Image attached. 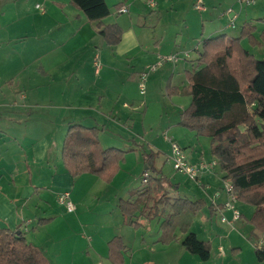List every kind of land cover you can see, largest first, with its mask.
Returning a JSON list of instances; mask_svg holds the SVG:
<instances>
[{
	"label": "crops",
	"instance_id": "0c3cea01",
	"mask_svg": "<svg viewBox=\"0 0 264 264\" xmlns=\"http://www.w3.org/2000/svg\"><path fill=\"white\" fill-rule=\"evenodd\" d=\"M196 1L190 0L191 9L192 5L195 8ZM44 2L46 12L43 16H38V22L44 25L54 22L53 27L58 30L54 37L51 30H47L43 37L36 38L38 42L36 46L30 45L29 39L35 36V28L29 24V19L10 31L7 30L9 25L5 27V32L0 30V226L22 230L25 237L28 235V242L35 248L43 264H78L79 259L75 257H71V261L62 260L58 255L53 258L50 242L46 238L44 240L42 236L44 232H51L59 218L65 223L67 221L74 223L79 228L77 220L82 217L80 207L86 208V211L87 208H95L96 211V215L91 216L90 223H86L83 237L82 235L78 237L79 242L88 241L89 245L88 247L83 245L80 251L78 258L81 264L90 258L95 260V264H102L103 259L107 264H112L109 260L108 243L115 236L121 238L123 244L120 251L121 264H126L128 257L132 259V247L126 243L122 227L136 229V233L141 236L140 242L143 243L144 230L141 228L143 222L140 221V217L150 222L160 216L159 231L153 243H161L166 247L177 241L181 244L185 233L178 227L174 229L170 242L164 243L160 238L161 222L172 211L169 203L164 204L168 208L165 213L163 204L155 209H144L142 213L138 211L131 218V221L138 220L139 225L136 227L131 225L118 208L120 199H128L133 190L141 188L128 186L131 170L128 155L138 150L136 146L142 143L136 137L125 134V127L128 130L131 127L132 130H136V123L139 122L143 135L140 133L138 135L142 138L144 131L151 127L164 128L168 135L166 133L163 140L169 144L166 139L168 137L181 146L178 131H182L180 130L182 126L176 122L186 106L184 103L181 105L180 95H168L167 86L171 84L181 89L187 84L185 74L191 69L196 58V55L192 56L191 50L200 49V43L207 38L225 34L222 24L212 22L227 16L225 7L232 11L230 6H234L236 0H202L205 9L200 11L195 8L200 16L190 15L188 42L181 37L179 39L175 37L173 40L169 37L168 32L173 28L170 23L163 25L161 31L156 32L160 27L158 23L162 19V13L160 16L152 15L156 26L151 36L145 33L144 24L135 26V29L129 24L125 27L118 20L121 14L115 11L116 5L120 4L129 7L128 12L130 10L140 15V6L155 12L166 6H180L181 0H156L153 9L148 8L144 0H114L112 7L107 4L111 13L101 22L103 25L116 23L121 28V39L114 45L107 44L99 34L98 23L88 20L69 0ZM252 6L254 8L251 10L244 8L238 13L233 11L230 13L241 20V26L245 22L253 26V36L259 41L260 33L264 29V0H255ZM217 7L220 8V12ZM230 13L228 16L231 19ZM30 18L36 22V16ZM25 24L26 27L21 26ZM240 32L241 28L237 36ZM39 33H44V30H40ZM125 33L128 34V42L122 47L120 44ZM163 34L169 37L168 41H163ZM245 40L249 47L243 45ZM241 43L255 57L264 58V42L253 46L247 39H242ZM2 47H10L16 51L3 57ZM94 48L100 49L102 54L105 50L102 62ZM184 52L188 53V58H184ZM108 53L110 57L106 60L105 56ZM172 53H179L180 59L175 63L164 62L149 72L154 75L147 77L146 91L141 95L138 91L139 73L147 66L155 64L159 56ZM95 54H98L100 63L98 72L93 63ZM99 73L100 75L95 76ZM45 84L54 87L52 89ZM135 86L139 96L136 95ZM52 98L55 99V103L57 102L53 106ZM171 118L173 119L170 120ZM169 122L175 124L168 127L166 125ZM70 124L96 128L99 143L103 148H118L109 144L117 140L122 142L121 138L127 140L130 147L126 150L121 149L125 151L124 159L119 163L118 171L109 182L92 173H83L76 177L67 173L62 163L61 150ZM112 133H116L120 138ZM147 144L150 151L141 153L144 162L141 178L144 172L148 174V178L150 174L168 177L162 169L164 162L169 160L168 155L165 154L167 158L157 165L155 159L159 156L160 149L156 148L154 143ZM206 153L199 148L185 151L190 163L216 160L212 155L208 158ZM183 175L176 173V179H173L176 183H171L167 190L173 187L183 196L177 198L202 202L201 208L191 220L188 232H192L196 216L204 209L207 212L201 216L202 219L212 220L213 216L220 213L229 219L231 224L235 221L232 220V211L224 207L228 200L224 189L227 181L219 164L209 171H202L197 180L187 178L190 184L185 181L184 177L187 176ZM147 184L148 182L142 181L140 183L144 186ZM63 191L69 192L74 210L69 212L65 209L69 214L61 215L55 211L57 206L52 205V201L54 197L58 201V196ZM104 206L113 207V212L118 210L122 215L120 220L105 225L95 222L97 213L104 211ZM234 208L240 213L239 219L235 222H246L249 225V236L264 238V235L254 230L248 222L254 207L236 201ZM47 220L50 222L47 223ZM61 220L59 224L62 223ZM179 230L183 233L180 238L177 235ZM87 232L91 235H85ZM195 234L198 237L197 233ZM204 241L210 243L209 259L205 261L199 259L204 263L211 261L209 264H264V260L256 258L255 242L251 247L247 244L243 247L230 245L225 249L220 243V235L219 237L210 235V238ZM262 242L264 246V241ZM184 250L187 251L185 248Z\"/></svg>",
	"mask_w": 264,
	"mask_h": 264
},
{
	"label": "trees",
	"instance_id": "16d2710c",
	"mask_svg": "<svg viewBox=\"0 0 264 264\" xmlns=\"http://www.w3.org/2000/svg\"><path fill=\"white\" fill-rule=\"evenodd\" d=\"M69 1L88 20L98 23L99 34L107 44L120 41L122 30L116 23H101L111 13L105 0ZM120 6L117 4L115 11ZM253 29L245 22L237 37L221 34L203 40L191 69L185 74L187 84L181 89L169 84L166 90L168 95L191 97L178 125L210 138L211 154L224 172V179L231 183L236 201L254 207L248 222L264 235V58L255 57L241 43L242 39L253 46L264 42V29L259 41L253 36ZM124 154L118 148H103L97 129L80 124L68 125L61 150L62 163L69 175L92 173L105 182L116 174ZM164 180L150 174L147 186L133 190L128 199L119 200L120 212L136 227L138 220L131 218L138 211L142 213L144 209L169 203L172 211L160 225L161 241L170 242L178 227L185 233L182 246L200 260H208L210 243L188 232L202 202L185 198L169 202L167 187L172 184ZM122 249L119 236L109 241L112 264L122 263ZM255 255L258 260H264V246L255 247ZM0 264L43 263L22 230L0 226Z\"/></svg>",
	"mask_w": 264,
	"mask_h": 264
},
{
	"label": "rangeland",
	"instance_id": "374dc122",
	"mask_svg": "<svg viewBox=\"0 0 264 264\" xmlns=\"http://www.w3.org/2000/svg\"><path fill=\"white\" fill-rule=\"evenodd\" d=\"M105 1L110 7H112L114 0H105ZM181 1H182V4L180 6H174V7L166 6V7L161 8L160 11H155V12H151L149 9H143L140 6V10H141L140 15L129 10L128 13L121 14L118 20L125 27H126V24H129L130 26H132L133 29H135V26H141V24H144L146 28L145 33L151 34L152 36V32L154 30V27L156 26L155 18L152 15L157 14L158 16H160L159 14L162 13V19L158 23L160 27L157 28L156 32L161 31L163 25L170 23L173 28L168 32L169 37L172 40L175 39V37L176 39H179V37H181L184 41L188 42L190 41V15L199 17L200 14H198V11L194 8L193 5H192V9L194 11L191 9L190 0H181ZM36 4L40 7L37 8ZM228 8L225 7L226 10L224 11L228 12L227 10ZM231 8L233 9L232 10L233 12L238 13V11L243 10L244 8L251 10L254 7L252 6V4L251 5L240 4L238 0H236V4L232 7L230 6V9ZM217 10H219L220 12V8L217 7ZM45 12H46V5H45L44 0H0V30L2 32H5V27L9 25V28L7 30L10 31L13 28H15L18 24H21L23 21H26L29 19V24L33 25V27L35 28V36H36V37L32 36L33 39L31 40L29 39V42H30V45L36 46L38 44L36 38L43 37V34H46L47 30H51L50 32L53 33V37L56 35L58 31L57 28L53 27L55 23L52 21L47 25L41 24L40 21L38 22L39 20L38 16H43ZM190 12H193V13H190ZM227 14L229 15V12L226 13V15ZM31 16H36V22L31 20L30 18ZM227 16L221 17L219 21L214 20L212 23L222 24L223 30L227 37H236L241 28V20L239 18L234 19L233 20L234 27H231L230 26L231 19L229 18V16L228 17ZM196 19L198 20L199 18H196ZM21 26L26 27L27 25L25 24ZM42 29L44 30V33H39L40 30ZM28 32L30 36V29L28 30ZM165 33H167L166 30H165ZM162 36H164L163 41L169 40V37H166L164 34ZM127 42H128V34L125 33L124 40L122 41L120 45L123 47L127 44ZM243 45L246 47H249L246 40L243 42ZM199 48L201 49V43L199 45ZM94 49H95V52L99 54L100 61L102 62L103 55L105 54V50L103 51V54H102L100 49H96V48ZM2 51H3V57H5L6 54H9L16 50L10 49V47H2ZM191 52H192L191 53L192 56L197 55L195 50H191ZM105 57H106V60H108L107 58L110 57V53H108ZM105 68L106 67L104 65L103 69ZM97 75H100V73L95 74V76ZM153 75L154 74L151 73L147 75V77L148 76L150 77ZM45 85L48 86V84H45ZM48 87L53 89L54 86L50 85ZM170 87H173V86L170 84ZM135 92H136V95H138L136 86H135ZM180 97L182 99V102H180L181 105L182 103H184L185 106L187 107L191 102V97L189 95H180ZM51 103L53 106L57 102L55 103V99L52 98ZM47 106H49V104H47ZM172 119L173 118H171L170 120ZM179 119H180V116H179ZM179 119L177 120L176 124L179 123ZM172 124H175V123L169 122V124H167L166 126L170 127L172 126ZM136 126H137L135 127L137 128L136 130H132V127L130 128V130H128V128L125 127V130H126L125 134H129L130 136L136 137L138 140H141V143H142L136 146L138 150L128 155V160H129L130 168H131V170H129L130 174L128 176V186L130 188H134V187L140 188L144 186V185H140L142 181L141 170L144 167V162H143V159L141 158V153L149 150V147H148L149 144L147 143H154L155 147L160 149L158 151L159 156L156 157L155 159V162L157 163V165L160 162L162 163V161H164L165 158H167L165 154H167L168 156H171V148L169 145L170 143L168 144L166 141L163 140V137L166 135V133L168 135V132H166L164 128H158L156 126L151 127V129H147L146 131H144V136H143L144 138H142L141 136L138 135V133L143 135L142 130L140 128V123L137 122ZM180 128H181L180 130L182 131H178V135H179L178 141L180 145L184 147L182 148L184 152L185 151L187 152L189 149L193 150V149L199 148L200 150L202 149L205 150L207 152L206 156L208 158H211L212 154L210 151V138L209 137H207L206 135H199V134L196 135L195 132L191 133L192 131H190L189 129L185 127L184 128L180 127ZM120 133L122 134L121 131ZM112 134L120 138L116 133L115 134L112 133ZM121 141L122 142H119V140H117L116 142L111 143L109 145H114V147H118L119 149H123V150H126L128 149V147H130L126 139L121 138ZM162 169L163 171L167 173L166 175H168L169 177V178L168 177L164 178L165 179L164 181L166 183L167 182L176 183L175 181L173 182V179H176L175 175L178 172H176L172 168V162L170 159L164 162ZM178 174H181V173H178ZM184 178H186L185 181L187 182V184H190V182L188 183L189 179H187L190 177H184ZM178 193L179 192H176V190H174L173 187L170 188L168 190V195L170 198V200L168 199L169 202H174V198H177L178 196L183 197L182 195ZM192 199L194 198L192 197ZM241 203L245 204L243 201H239V204ZM53 204L57 206L55 208V211H57L59 214L61 215H63V213L69 214V212L65 210V206L61 204L59 201H57L55 197L52 201V205ZM164 206H165V209H164V213H165L168 208H166V205ZM104 207H105L104 211L101 209L102 212L100 214L97 213L95 222L102 223L103 225H105V224L120 220L122 215L118 210L113 212V207H110V208L108 206H104ZM80 208L81 209L79 210V212H81L82 217L80 220H77L79 228L76 227L74 223L72 224L69 221L65 223L63 220H61V218H59L54 223L53 229L51 230V232L43 233L42 238L44 240L46 238L50 242L49 245L53 253V258L58 255V256H61L62 260L71 261V257H75L76 259H79L78 264L82 263L80 258H78L80 251L81 249H83V245H86L87 247L89 245H88V241H83V243L79 242L78 237L81 235L83 237L84 235L83 231L85 230V225L86 223H90L91 216H93V214L96 215V211H95V208H87V211H86V208H82V207ZM206 212H207L206 209L199 212L192 225V229H193L192 232L197 233L200 239L208 240L210 238V235L211 236L217 235L218 237L220 235L221 236L220 243L225 249H227L228 248L227 246H230V245L243 247L247 244L248 246L251 247L253 246L254 242L257 243L260 241H264V238L261 236H258L257 238L255 236H249V232H248L249 225L246 222L245 223H242L241 221L235 222L236 220L232 224L227 223V222H222L221 221L222 214L220 213L213 216L212 220H209V219L205 220V218L202 219L201 216L203 214H206ZM73 216L75 215L73 214ZM158 218H160V216L153 219V221L150 220L149 222V221L144 220L143 217H140V221L143 222L142 223L143 227L141 228L142 230H144L142 231L143 233L142 235L144 238L143 243L140 242L141 236L136 233V229L132 227H122V233L125 237V241L127 244H130L132 247V252H131L132 259L130 260L128 257V261L126 264H209L211 262L210 261L208 263H204L200 261L197 256L185 251L184 248L181 246L180 242L178 241L171 244L168 247L162 246L161 243H157V244L153 243V241L156 239L157 232L159 231ZM60 220L62 222L61 224H59ZM164 221H165V218L162 220V222ZM48 222L50 221L47 220V223ZM123 228H127V229H123ZM250 228H251V225H250ZM207 231L208 232L210 231V232L208 233ZM89 233L90 232H87V234L85 235H91ZM182 234L183 233L180 232V230L177 231V235L179 238L183 236ZM27 236L28 235H26V238L28 241L29 238ZM232 236H234V238H232ZM137 239H138V243H137ZM215 247L216 245L214 246V248ZM94 261L92 258H90V260L89 261L87 260V262H85L84 264H93ZM106 262L107 261L103 259L102 264H107ZM144 262H149V263H144Z\"/></svg>",
	"mask_w": 264,
	"mask_h": 264
},
{
	"label": "built area",
	"instance_id": "2783aa9c",
	"mask_svg": "<svg viewBox=\"0 0 264 264\" xmlns=\"http://www.w3.org/2000/svg\"><path fill=\"white\" fill-rule=\"evenodd\" d=\"M144 2L146 6L150 9H153L156 6V0H144ZM238 2L243 5H250L253 4L255 0H238ZM36 7L39 8L40 6L36 4ZM195 8L200 11L205 9L202 0L196 1ZM127 12H128V7L126 5H121L120 8L116 10V13L118 14L127 13ZM228 12L230 13V10H228ZM230 16H231L230 26L234 27L233 20L236 18V16L233 13H230ZM183 56L184 58H188V53L184 52ZM178 59H180L179 53L162 55L159 56V59L155 64L149 65L147 66L146 69L141 71L138 76L139 93L143 95L146 91V80L149 72L154 71L158 65H161L164 62L175 63ZM93 63L96 72H98V70L100 69L98 54L94 55ZM166 139L170 143V148H171V156H168V158L171 160L172 168L176 172L184 174L193 180H197V178L199 177L202 171H209L213 167L218 165V162L216 160H213L211 162L198 161L196 163H190L183 149L173 139L168 137H166ZM147 179H148V174L144 172L142 175V182L144 183L147 182ZM224 189L228 197V200L224 203V207L232 211L233 213L232 220H237L240 217V213L237 209L234 208V202H236V199L233 193V188L231 183L227 181ZM58 201L65 206V209L67 211L71 212L74 210V204L70 200V195L68 191H63L58 196ZM221 221L231 223V221L227 220V218L223 215L221 216ZM262 243H263L262 241L254 243V246L261 247Z\"/></svg>",
	"mask_w": 264,
	"mask_h": 264
},
{
	"label": "water",
	"instance_id": "95a60500",
	"mask_svg": "<svg viewBox=\"0 0 264 264\" xmlns=\"http://www.w3.org/2000/svg\"><path fill=\"white\" fill-rule=\"evenodd\" d=\"M146 167V166H145Z\"/></svg>",
	"mask_w": 264,
	"mask_h": 264
}]
</instances>
